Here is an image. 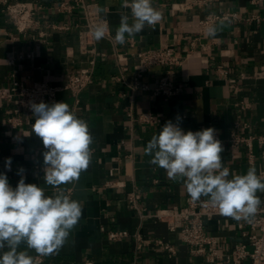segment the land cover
<instances>
[{"label":"crops","instance_id":"0c3cea01","mask_svg":"<svg viewBox=\"0 0 264 264\" xmlns=\"http://www.w3.org/2000/svg\"><path fill=\"white\" fill-rule=\"evenodd\" d=\"M19 1L38 9V28L20 35L0 12V89L12 82L60 86L69 75L93 70V83L82 93L74 97L60 92L55 101L66 102L85 120L93 139L87 170L77 182L60 186L81 202L82 217L57 253L39 257L28 250L29 254L40 259L39 264H225L209 263L192 254L176 233L151 217L160 210L184 208L190 196L182 181L170 180L164 169L150 163L144 148L168 121L179 123L185 132L212 127L223 140L235 131L236 122L246 126L237 130L239 134L258 136L264 132V81L254 78L264 64V0L258 6L251 0H209L189 9L184 8L189 0H153L162 20L126 37L123 45L114 41L121 17L128 15L132 22L123 0H83L95 5L108 23V37L96 41L92 36L87 44L81 40L82 11L77 9L71 15L54 11L58 3L69 0ZM225 13L236 19L216 23V35H207L201 21ZM54 25H66L69 30L57 31L52 29ZM163 49L186 56L175 69L172 82L177 93L168 101L151 92L163 71H141L136 56L145 50ZM12 111L10 103L0 102V173L6 174L13 188L23 177L25 183L37 184L52 196L53 187L44 181L46 149L32 131L36 118L22 111L17 115L19 125L10 128L7 120ZM140 115H149L150 121L137 122ZM222 147L229 179L250 168L264 177L256 144L252 163L246 147L235 151ZM7 158H11L10 170L5 167ZM132 193L140 195L138 211L127 202ZM257 195L263 202L264 193ZM243 222L227 217L205 223L206 233L218 240V254L227 256L236 245L247 243L242 236ZM119 231L127 236L108 240L110 233ZM136 235L144 240L140 249L135 248ZM153 241L172 246L174 253ZM25 249L22 244L20 250Z\"/></svg>","mask_w":264,"mask_h":264},{"label":"clouds","instance_id":"9594fccd","mask_svg":"<svg viewBox=\"0 0 264 264\" xmlns=\"http://www.w3.org/2000/svg\"><path fill=\"white\" fill-rule=\"evenodd\" d=\"M122 6L130 9L132 22L128 15L121 17L114 36L118 44H125L126 37L132 38L162 20L153 0H123ZM105 34L103 23L93 26L96 41ZM207 35L214 37L216 28L209 27ZM29 106L36 118L32 131L46 149L44 181L54 193L47 196L43 188L25 183L23 177L13 188L6 174L0 173V264H38L28 250H34L39 257L57 253L82 217L81 202L60 186L77 182L89 167L93 139L88 124L66 102H29ZM223 151L216 129L185 132L172 121L166 122L144 148L151 164L164 169L170 180L183 182L192 201L207 198L221 215L250 222L262 203L257 193H264V177L250 168L246 174L229 179ZM10 165L11 158H7L5 167L10 170ZM22 244L25 250H20Z\"/></svg>","mask_w":264,"mask_h":264},{"label":"built area","instance_id":"2783aa9c","mask_svg":"<svg viewBox=\"0 0 264 264\" xmlns=\"http://www.w3.org/2000/svg\"><path fill=\"white\" fill-rule=\"evenodd\" d=\"M209 0H189L184 4L185 9L193 6H202ZM263 0H251L253 6H258ZM80 9L83 13L84 24L81 40L87 44L92 37L93 26L103 23L106 28L105 37H108V23L100 17L95 5L86 3L83 0H69L58 3L54 11L59 15H71L75 10ZM38 9L30 3L19 0H0V12L11 22L15 31L20 35L38 28L37 14ZM234 14L208 15L200 23L203 31L213 27L216 23L228 20H234ZM52 29L57 31H68L66 25H54ZM40 38L43 33H39ZM138 65L141 71H147L152 68H159L163 71L158 81L153 86L151 92L155 97H161L164 101L171 99L177 89L173 85L172 78L175 69L179 68L186 59V56H178L168 49L163 50H145L137 55ZM254 78L264 81V64L255 73ZM93 83V70L84 69L77 74L69 75L60 86H53L48 83H37L32 86H23L17 82H12L9 87L0 89V102L10 103L13 106L12 115L7 120L10 128L19 125L18 116L20 112L32 113L29 102H45L52 104L56 101L57 94L68 92L77 97L88 86ZM139 123H148L149 115H140L136 119ZM234 130L230 136L223 140L216 136L222 143L227 145L232 151L238 150L244 146L247 149L248 161L252 163L254 153L253 145L256 144L259 149V160L264 164V132L258 136L239 134L237 130H245L246 126L234 123ZM140 198L138 193H132L128 196V204L131 209L138 211L137 202ZM141 218L145 216L140 214ZM151 217L163 223L166 228L179 236L180 241L190 248L192 254L202 256L209 263L223 261L225 264H264V201L258 208L257 213L251 218V221H245L242 224V236L247 239L246 244L236 245L227 256L218 254V240L205 231V223L213 219L227 218L221 215L218 209L212 207L207 199L192 201L188 198L184 208H171L157 211ZM124 231L112 232L108 235L109 241H119L126 237ZM135 248L140 249L144 240L136 235ZM153 243L169 254L174 253L172 246L163 244L161 241ZM38 264L40 259H37Z\"/></svg>","mask_w":264,"mask_h":264}]
</instances>
